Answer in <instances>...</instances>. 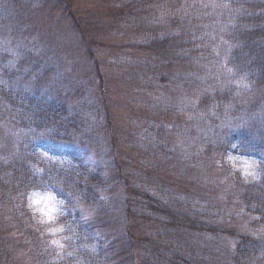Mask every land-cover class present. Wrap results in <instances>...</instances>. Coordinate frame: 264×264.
<instances>
[{
	"label": "trees",
	"instance_id": "obj_1",
	"mask_svg": "<svg viewBox=\"0 0 264 264\" xmlns=\"http://www.w3.org/2000/svg\"><path fill=\"white\" fill-rule=\"evenodd\" d=\"M58 1L67 11L72 8L69 1ZM14 2L0 0V17L5 15L7 24L20 21L27 8ZM103 5L109 9L102 16L112 18L113 31L125 37L121 26L130 29V37L119 49L128 55L130 70L145 68L155 76L149 86L166 82L155 71L162 69L161 59L165 63L174 59L192 65L188 71L194 70L208 89L188 113L166 102L150 108V115L134 107L127 125L138 133L127 132L120 139L104 97L99 99L101 104L95 98L81 102L77 113L49 97L13 90L0 77L1 130L10 136L23 130L37 132L23 133L21 144H15L12 152L0 150V264H264V130L258 129H264V112L251 117L252 124L244 128L238 122L233 127L237 131L227 139L210 132L219 139L208 143L205 138L202 144L184 149L182 156L170 141L161 144V130L157 131L163 128L165 134H176L188 129L190 136L196 123V135L201 129L207 132L208 125L218 132L215 127L234 115L232 110L237 109L232 108L244 96L238 81L248 76L254 88L264 85V51L258 52L264 48V0H103ZM218 11H222L219 17ZM82 17L74 11L69 20L89 56H95L93 35L102 32H95V27H103L104 23L99 24L103 19L91 17L82 23ZM140 54L142 64L138 65L135 56ZM13 64L0 46V74L11 73ZM128 74V86L136 85L134 103L152 97L144 91L143 80L132 81L140 78L131 71ZM167 89L163 88L165 94ZM213 114L221 119L214 121ZM93 127L101 130L95 138ZM104 135L109 138L100 143L110 144L113 158L109 177L108 167L90 158L86 150L59 146L85 143V138L99 143ZM116 144L123 146L119 149ZM168 152L177 158L189 155L201 166L205 162L202 171L209 161L219 162L228 185L224 184L219 197L208 193L209 197L199 200L195 192L190 194L199 182L195 169L185 173L189 180L176 175L180 167L173 169L171 182L159 180L155 166L163 164L162 155L167 157ZM226 156H246L254 165L245 173L232 168ZM171 163L168 159L165 164ZM114 187L121 192L118 214L112 209L111 196L105 195ZM37 192L56 196L60 215L54 222L30 209L28 199ZM101 209L110 210L103 225L108 228H100L96 221ZM9 230L14 235L6 240Z\"/></svg>",
	"mask_w": 264,
	"mask_h": 264
},
{
	"label": "rangeland",
	"instance_id": "obj_2",
	"mask_svg": "<svg viewBox=\"0 0 264 264\" xmlns=\"http://www.w3.org/2000/svg\"><path fill=\"white\" fill-rule=\"evenodd\" d=\"M67 1L71 3L72 7L68 9V11L58 0H15L14 3L20 4V6L26 4L24 8L27 7L25 12L20 14V21L14 19L10 20V23L7 24L8 20H5V15L0 17V46L5 48L11 60L15 62V64L12 65L11 73L7 75L0 74V77H2V82L8 83L13 90L29 92L34 95H39L38 97H49L52 103L56 105H66L71 111H77V113L82 106L81 102H87L95 98L94 100L101 104V100L99 99L104 97V99H106V103L104 102V104L108 106L109 111L114 115L112 118L119 129L120 139H123L127 132L129 134L134 132V135L138 133L137 128L133 131L130 130L131 127L127 125V121L131 117L134 107L141 108L143 112H148V115H150L152 112L150 108L157 105L162 106L166 102L170 107H174V110H183L184 113H188L194 107L193 104L197 103L200 95L207 91V83L205 87L202 83L205 80L198 81L200 77L194 74V70L188 71L192 65H181L179 61L177 62L174 59L166 63L161 59L160 66L162 69L160 71H155V75H162L166 82L159 84V87L149 86V81L153 82L155 76H151L149 70L145 68H136L135 71L130 70L127 65L128 55L121 52L119 49L120 46L126 43L127 38L130 37L128 34L130 29H128L127 25L121 26L126 32L125 37L112 30V18L110 16H102V12L109 9L103 5V0ZM58 7H60V10H58ZM22 8L23 7H21V10L24 11ZM74 11L83 16L82 23L91 17L98 18L101 16L103 19V21H98L100 25L104 23L103 27L98 25V27H95V32H102L93 35V38H95V56L92 54L89 56L88 49L84 44L85 42H82L71 25L69 15ZM221 12L222 11H218L216 14L217 17L220 16ZM220 33L222 34L224 31L221 30ZM226 47L228 48V46ZM261 51H264V48L258 52ZM92 58L95 62H89ZM142 58L143 55L141 54L135 56V63L138 65L142 64L140 61ZM252 61L255 62L254 59H252ZM145 62L146 60L143 61V63ZM244 62L248 64V57H245ZM96 63L98 67H95ZM129 71L140 78L131 79L132 81L143 80L144 91L152 96L148 98L147 101L142 102L135 100L136 102L134 103L133 99L136 96V90H133V88L136 87V85H133L132 88L128 86L130 78L128 74ZM242 79L243 80L238 81V83L236 82V85H238L241 91H245L244 96L238 99L236 106L232 108H236L237 110L231 109L234 115H231L226 122L222 123V127H215L218 132L211 131L212 127L210 129L208 125L206 126L207 129L209 128L207 132L201 129L199 132L200 135H196V132H194L196 123L192 124L190 136H188L189 133H187L188 129L185 130L186 133H182L179 130L176 134H165L166 132L163 128H159L157 131L161 130L159 133L162 140L161 144H170V141L173 149L175 147L177 150L178 156H182L184 149L187 150V148L192 147L193 144H202L205 138L208 143H212L219 139V137L215 138L214 135L224 134L225 136H223V138L227 139L230 132L237 131L233 129V127L236 126L238 122L242 128L252 124V120H250L252 119L251 117L258 115L260 112H264V85L259 88H254L250 85L248 76H246V80L244 78ZM262 79L264 80V77ZM236 85H234V88ZM228 86V83H224L225 88H228ZM215 87L216 86H214V88ZM163 88H168L167 94H165L166 91H163ZM146 98L147 97H145V99ZM140 104H143V106ZM156 108L160 107L157 106ZM235 113H237V115ZM228 115L229 114H227V116ZM214 116L216 115L213 114V119L216 122L221 119L218 118V115L216 117ZM186 118L188 121L189 116L187 115ZM172 121H174L173 118ZM196 122L198 123V121ZM262 124L263 123H261L260 126ZM1 129L2 128H0V132L3 138L0 137V144H3L0 145V150L4 147L6 151L9 152L15 144H21L23 133L37 134L35 131L24 132L23 130L22 132L18 131L17 136L14 134L10 136L6 135L5 131ZM258 129L260 131L264 130L263 128H259V126ZM98 130L101 131L100 129ZM98 130L94 128V131L97 132ZM210 132L214 135H208ZM97 134L98 132L93 134L92 138L97 137ZM202 136L203 138H200ZM107 137L109 138V136L106 135L102 136L99 143L98 141L94 142L91 138L90 142H88V139L85 138V143L78 144V142H72L73 144H60L59 146L65 148L69 147L77 151L86 150L92 155L90 158L97 161L101 160V162L105 164L104 166L108 167L107 175L109 177L111 172V164L109 163L113 161L111 157L112 151L109 149L110 144H106L105 147L103 142L100 143L101 141L105 143ZM164 138H166V140H164ZM122 146L123 144H116V147L119 149H121ZM39 148L44 149L47 153L50 151L43 146ZM44 151H42V153H44ZM120 152H122V150H120ZM168 154L167 157L162 155L163 158H161L160 161L163 162V164H157L155 166L156 169L159 167L156 170L157 175L160 176L159 180L171 182L172 179L170 180V177L173 175V169H178L179 167L181 173H176V175H180V180H189L185 173L189 171L188 168L195 169L196 178L203 184H199V182L195 184V188L190 189V194L195 192L194 194L199 200L200 197H209L208 193L214 194L215 197H219L223 192L221 190L224 184L228 185L226 179L222 176L223 173H221V170L217 167L219 162L217 163L213 160L209 161L206 166V171H202L205 162H202L201 166L197 159L193 161L189 155L177 158L176 155L171 152H168ZM168 159H171L174 163L168 166L165 164L168 162ZM225 161L232 168L240 169L245 173H248L251 166L253 167L254 165V163H251L252 160L248 159L246 156H226ZM253 161L255 162V160ZM181 167L184 169V172ZM197 170L200 172L197 173ZM105 171L106 170H104V172ZM145 173L146 172H135V174L139 176H143ZM162 176H165L166 179ZM176 186H178V184H176ZM228 188L229 186L227 189ZM120 193V189H116L115 187L113 189L108 188L105 193L109 198L111 196L112 199L110 198V202H112V209L116 214L121 211V208L118 206ZM188 198H190V196H188ZM28 201L30 209H32L34 213L41 214L45 221L54 222L53 219L60 215V212H58L60 204L53 193H33ZM109 213V209L108 211L105 209L99 210L98 217H96L98 211L94 213V216L96 215V221L98 220V223H100V228L104 224H107V216ZM94 216L91 215L90 217ZM1 220L2 218H0V221ZM110 226L112 227L113 225L110 223ZM106 227L108 228V226L104 228ZM9 232L10 233L6 236V240H11L13 238V231L9 230ZM107 236L110 238L109 233ZM16 251L19 255H23V251ZM21 260H23V258H21Z\"/></svg>",
	"mask_w": 264,
	"mask_h": 264
}]
</instances>
